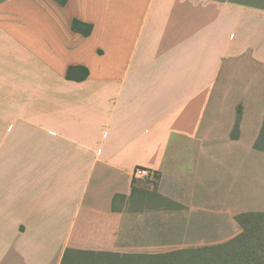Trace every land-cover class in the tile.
Segmentation results:
<instances>
[{
	"label": "crops",
	"instance_id": "obj_1",
	"mask_svg": "<svg viewBox=\"0 0 264 264\" xmlns=\"http://www.w3.org/2000/svg\"><path fill=\"white\" fill-rule=\"evenodd\" d=\"M263 132L264 0H0V264L117 252L137 168L156 233L245 214L264 177L214 185L264 158Z\"/></svg>",
	"mask_w": 264,
	"mask_h": 264
},
{
	"label": "rangeland",
	"instance_id": "obj_2",
	"mask_svg": "<svg viewBox=\"0 0 264 264\" xmlns=\"http://www.w3.org/2000/svg\"><path fill=\"white\" fill-rule=\"evenodd\" d=\"M216 106V104H215ZM229 105L226 106V110L223 114V123L227 124L228 117H229ZM263 137V136H262ZM261 146H264V141H261ZM247 168V169H246ZM253 172L255 171L256 174L259 173L261 179L264 177V158L259 157L256 160V165L246 166L244 169L240 168L237 171H226V176L224 174V183L220 179L218 183L214 185L215 190H219L220 188H228L230 184V180L235 177L236 179H242L244 176V172ZM261 172V173H260ZM221 181V182H220ZM222 184V185H221ZM258 190L248 192L242 190V194L245 196L246 199L254 197V200L247 201L246 203L250 206H247L245 214L251 215L253 214H264V181L259 180L257 183ZM160 188V183L158 180H136L135 181V191L134 196L131 201L126 202L124 205L123 210H121L124 215L121 217L124 221L123 231L119 232L117 235V252L109 251V252H102V251H93V250H82L71 248L70 250L74 251H84V252H95V253H109V255H153L151 251H161L163 253L159 254H168L172 252L182 251V250H191V249H199V248H206V247H214L219 246L225 243L232 241L239 237L242 233L245 232V228L248 226L251 227H258V223H248L244 221L246 218H234L233 216H228L226 218L216 217V216H199L197 218H193L192 220H197L199 225H192L189 227H181V232L172 231L173 227L168 225L167 223L170 221L167 218H161L160 222L162 225H159V230L168 228L165 231H161L156 233L157 226L155 228L151 226V217H148L146 222L147 224L143 227L140 225L141 223L140 216L137 214L141 212L142 203L150 202V200H155L149 197L152 193H157ZM138 199V201H137ZM257 206V207H254ZM260 205V206H259ZM256 208V209H254ZM244 214V215H245ZM243 215V214H242ZM252 217V216H251ZM255 218V217H254ZM261 219V218H260ZM186 218H183V221H186ZM223 221V222H222ZM229 221V225L225 226L226 231H221L224 228V222ZM139 222V223H138ZM202 223V224H201ZM166 225V226H165ZM263 228V227H262ZM181 242L182 245H185L180 248H166L161 250H143L139 248L141 246H150L151 244H161V245H169L170 243ZM188 245H192L191 247ZM144 251V252H143ZM146 252V253H145ZM154 254V255H159ZM86 258L80 256L77 257L75 264H96L100 260L94 257ZM111 259V260H110ZM110 261L116 262V260L110 256L109 262L105 264H110ZM113 263V264H115ZM119 264V262H118ZM147 264V263H146Z\"/></svg>",
	"mask_w": 264,
	"mask_h": 264
},
{
	"label": "trees",
	"instance_id": "obj_3",
	"mask_svg": "<svg viewBox=\"0 0 264 264\" xmlns=\"http://www.w3.org/2000/svg\"><path fill=\"white\" fill-rule=\"evenodd\" d=\"M55 1L61 7H65L69 0ZM71 28L74 32L80 33L84 37H89L93 32L92 25L78 20H73ZM88 76L89 72L86 68L71 67L68 70L66 78L70 81L84 82ZM262 140L264 141V134ZM261 145L259 144L257 147L262 149ZM238 217L246 218L244 221L250 224L258 223V227L247 226L245 232L239 237L219 246L182 250L159 255H109V253L68 249L62 264H75L77 257L80 256L86 258L85 260L88 257L101 259L96 264H105V261L106 263L109 262L110 256L117 262L110 261V264H118V262L119 264H264V214L251 213V215L243 214Z\"/></svg>",
	"mask_w": 264,
	"mask_h": 264
},
{
	"label": "built area",
	"instance_id": "obj_4",
	"mask_svg": "<svg viewBox=\"0 0 264 264\" xmlns=\"http://www.w3.org/2000/svg\"><path fill=\"white\" fill-rule=\"evenodd\" d=\"M134 179L135 180H155V173L144 169V168H137L134 171Z\"/></svg>",
	"mask_w": 264,
	"mask_h": 264
}]
</instances>
